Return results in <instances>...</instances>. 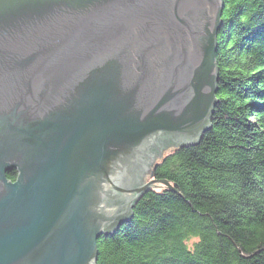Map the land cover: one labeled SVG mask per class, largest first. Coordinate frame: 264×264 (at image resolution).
I'll list each match as a JSON object with an SVG mask.
<instances>
[{
	"label": "water",
	"instance_id": "water-1",
	"mask_svg": "<svg viewBox=\"0 0 264 264\" xmlns=\"http://www.w3.org/2000/svg\"><path fill=\"white\" fill-rule=\"evenodd\" d=\"M225 0H0V264H96L218 102ZM17 171L15 181L7 173Z\"/></svg>",
	"mask_w": 264,
	"mask_h": 264
},
{
	"label": "trees",
	"instance_id": "trees-1",
	"mask_svg": "<svg viewBox=\"0 0 264 264\" xmlns=\"http://www.w3.org/2000/svg\"><path fill=\"white\" fill-rule=\"evenodd\" d=\"M217 43L211 127L159 158L174 190L143 192L96 264H264V0H225Z\"/></svg>",
	"mask_w": 264,
	"mask_h": 264
},
{
	"label": "flooded vegetation",
	"instance_id": "flooded-vegetation-1",
	"mask_svg": "<svg viewBox=\"0 0 264 264\" xmlns=\"http://www.w3.org/2000/svg\"><path fill=\"white\" fill-rule=\"evenodd\" d=\"M7 177L12 180L15 181L16 177H17V171L16 170H12L9 173H7Z\"/></svg>",
	"mask_w": 264,
	"mask_h": 264
},
{
	"label": "rangeland",
	"instance_id": "rangeland-1",
	"mask_svg": "<svg viewBox=\"0 0 264 264\" xmlns=\"http://www.w3.org/2000/svg\"><path fill=\"white\" fill-rule=\"evenodd\" d=\"M158 185H159L158 183H157V184H155V187H158V188H159L160 186H158ZM161 185H163V184H161Z\"/></svg>",
	"mask_w": 264,
	"mask_h": 264
}]
</instances>
